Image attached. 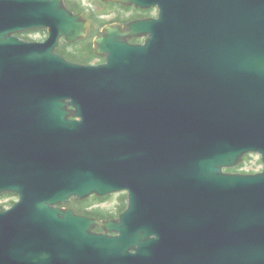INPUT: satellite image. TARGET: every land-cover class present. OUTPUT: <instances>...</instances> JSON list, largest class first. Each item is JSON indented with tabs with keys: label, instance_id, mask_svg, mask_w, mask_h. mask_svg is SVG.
<instances>
[{
	"label": "water",
	"instance_id": "95a60500",
	"mask_svg": "<svg viewBox=\"0 0 264 264\" xmlns=\"http://www.w3.org/2000/svg\"><path fill=\"white\" fill-rule=\"evenodd\" d=\"M123 1L159 17L107 27L94 66L52 55L88 27L62 0H0V264H264V170L224 171L264 162V0ZM121 189L118 220L61 206Z\"/></svg>",
	"mask_w": 264,
	"mask_h": 264
},
{
	"label": "flooded vegetation",
	"instance_id": "af4514ba",
	"mask_svg": "<svg viewBox=\"0 0 264 264\" xmlns=\"http://www.w3.org/2000/svg\"><path fill=\"white\" fill-rule=\"evenodd\" d=\"M66 7L74 14H80L90 22L87 35L76 41H67L61 37L55 46V53L68 61L78 63H102L105 58L95 52L94 39L101 33V29L109 23L119 22L122 25L136 19L154 16L155 8L141 9L135 5H125L113 0H64ZM21 41L43 42L47 38L48 29H30L16 34ZM134 43L141 42V38L131 40Z\"/></svg>",
	"mask_w": 264,
	"mask_h": 264
},
{
	"label": "rangeland",
	"instance_id": "374dc122",
	"mask_svg": "<svg viewBox=\"0 0 264 264\" xmlns=\"http://www.w3.org/2000/svg\"><path fill=\"white\" fill-rule=\"evenodd\" d=\"M263 167V164L260 162V156L258 154H248L245 157L242 164L237 168L238 172H257ZM123 192L108 195L102 201L91 200L90 203H94V208H100L102 211L110 212L116 214L118 206L120 205V197L123 195ZM17 200L15 195H4L0 198V203L4 204V208H8L11 204Z\"/></svg>",
	"mask_w": 264,
	"mask_h": 264
}]
</instances>
